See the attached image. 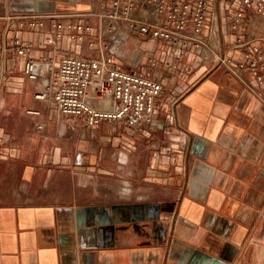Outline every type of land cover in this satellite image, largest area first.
Wrapping results in <instances>:
<instances>
[{
  "label": "crops",
  "instance_id": "crops-1",
  "mask_svg": "<svg viewBox=\"0 0 264 264\" xmlns=\"http://www.w3.org/2000/svg\"><path fill=\"white\" fill-rule=\"evenodd\" d=\"M210 2L234 41L240 0ZM95 6L0 0V264H264V82L249 68L254 54L228 49L233 64H248L240 75L190 55L189 72L168 77L154 122L138 131L88 125L37 98L50 78L25 77L22 55L5 50L13 32L3 17ZM254 20L264 36V15ZM19 37L32 56L55 49L44 32ZM257 45L264 53V38Z\"/></svg>",
  "mask_w": 264,
  "mask_h": 264
},
{
  "label": "built area",
  "instance_id": "built-area-1",
  "mask_svg": "<svg viewBox=\"0 0 264 264\" xmlns=\"http://www.w3.org/2000/svg\"><path fill=\"white\" fill-rule=\"evenodd\" d=\"M212 6L210 0H96L95 8L86 11L9 13L3 18L13 34L5 50L22 55L28 79L50 78L47 89L36 96L51 99L59 114L88 125L114 121L138 131L154 122L168 77L189 72L185 61L190 55L240 75L247 62L233 64L227 51L246 49L254 54L251 72L264 82V53L257 45L264 36L254 31V16L264 15V0H240L229 23L235 39L229 42L211 14ZM26 29L44 32L45 43L55 49L30 55V42L19 37ZM62 41L86 42L97 56L67 52ZM161 63L165 73L157 77L151 69Z\"/></svg>",
  "mask_w": 264,
  "mask_h": 264
},
{
  "label": "rangeland",
  "instance_id": "rangeland-1",
  "mask_svg": "<svg viewBox=\"0 0 264 264\" xmlns=\"http://www.w3.org/2000/svg\"><path fill=\"white\" fill-rule=\"evenodd\" d=\"M136 40H133V38H132V40H131V45H135L136 44ZM90 55H92V56H94V55H96L97 56V52H95V51H91V53H90ZM162 64V63H161ZM161 64H158V66L156 67V68H153V69H151V70H156V69H158V70H161L163 67L162 66H164L163 64L161 65Z\"/></svg>",
  "mask_w": 264,
  "mask_h": 264
}]
</instances>
